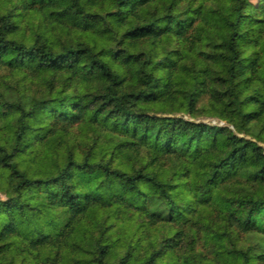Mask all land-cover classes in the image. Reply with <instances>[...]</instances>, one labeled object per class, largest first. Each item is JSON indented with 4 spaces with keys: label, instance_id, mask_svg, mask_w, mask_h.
Masks as SVG:
<instances>
[{
    "label": "clouds",
    "instance_id": "1",
    "mask_svg": "<svg viewBox=\"0 0 264 264\" xmlns=\"http://www.w3.org/2000/svg\"><path fill=\"white\" fill-rule=\"evenodd\" d=\"M168 12L166 39L125 34L158 32ZM6 41L0 264H115L129 245L134 264H165L148 259L162 236L167 264H264V0H0ZM169 213L163 229L151 219Z\"/></svg>",
    "mask_w": 264,
    "mask_h": 264
},
{
    "label": "trees",
    "instance_id": "2",
    "mask_svg": "<svg viewBox=\"0 0 264 264\" xmlns=\"http://www.w3.org/2000/svg\"><path fill=\"white\" fill-rule=\"evenodd\" d=\"M126 0H120V3H125ZM175 2V0H174ZM207 3H213L216 2V0H206ZM148 3V0H127V5L132 7V8H136L138 6H140L141 4H146ZM173 5H169V7L171 8ZM202 8V5L197 8V9H193L192 11L194 12H198L200 11ZM185 12H188V9L184 10ZM51 14V13H50ZM107 15H112L113 12L112 10H108V12L106 13ZM89 15H97L96 13H90ZM179 15V14H177ZM165 17L168 19L169 23L166 24L163 28L159 29L158 32H153L151 30L148 31H137V29H147V25L146 24H132L129 27L125 28V34L127 35V37L129 39H135V40H140L143 39L145 37H150V36H159L162 39H166L167 36L166 34L168 32L171 31V22L174 19V16L171 12L165 13ZM191 21L185 17L184 20L181 19H175V25H176V30L173 33V35H183V32L185 30V28L187 26H190ZM15 26L12 25L10 26V28H14ZM237 35V33L233 32L232 36L235 37ZM119 43V42H118ZM8 44L9 42H5L4 44H0V55L3 54H7V50H8ZM208 42L205 41V47H207ZM19 47V46H17ZM101 51H103V49H101ZM174 51H178V50H174ZM121 53V49H117L116 52L114 53V55L120 54ZM198 55L200 53H197ZM131 55V54H129ZM13 60H15V57H13L12 60L8 61L9 66H11L13 64ZM93 64L96 63L95 60L91 61ZM160 63V62H158ZM250 63H256V61H251ZM247 79V78H246ZM129 95L132 96H136L138 95L137 93H129ZM259 101V96L256 93H250L245 100L241 101V104H245V103H256ZM233 103V101H229V104ZM254 109H250V112H254ZM193 113L191 112H186L182 114V118L185 120H189L190 122L197 124V125H203L205 127H209V128H220L223 129L225 127L227 128H231L233 129V135L237 137L238 141H242V144H238V147H243L247 144H249L252 140V137H245L243 135H239L238 134V130L235 128V125L230 124L227 119L223 116V115H215V114H199V119H192L193 117ZM246 116L248 115L247 113L245 114ZM206 119L212 120V119H216L217 121H223V124H213L211 122H207ZM252 119H258L257 116H249V120ZM264 130V129H262ZM256 147H259L258 145H256ZM233 151H235V149H233ZM229 155H231V152L229 153ZM260 171H264V166H262ZM253 178L254 179H261V177L258 174H253ZM172 187H175V185H172ZM208 203V201L206 200H201L200 204L201 205H206ZM171 207V204H170ZM184 209L185 211L189 212L191 215H199L201 209L192 206L191 204H186L184 205ZM97 216H101L102 217V211L101 210H97L96 212ZM152 221L155 224H158L160 226L161 229H163V227L168 224L171 223L174 219V217L172 216L171 213H169L167 216H159V215H153V217L151 218ZM108 229H116L117 231H120V228L115 224H109ZM131 226H129L130 229ZM121 237L117 236L116 240H120ZM139 239V238H138ZM172 240L171 236H162V239L159 243V246L156 247L154 249V251L149 255V260L152 259L153 256L157 257L158 261H165V264H167V261L165 260V257L167 255V249L170 247V245L168 244V242ZM134 249L135 246L134 245H129L127 248H125L123 255L115 262V264H134ZM109 246L105 245L100 249L101 255L107 254V252L109 251ZM229 256L231 255L230 253L228 254ZM144 264H148V261H144Z\"/></svg>",
    "mask_w": 264,
    "mask_h": 264
},
{
    "label": "rangeland",
    "instance_id": "3",
    "mask_svg": "<svg viewBox=\"0 0 264 264\" xmlns=\"http://www.w3.org/2000/svg\"><path fill=\"white\" fill-rule=\"evenodd\" d=\"M206 121H207V122H211V123H213V124H216V123H218V124H223V121H217L216 119H212V120H209V121H208V119H206Z\"/></svg>",
    "mask_w": 264,
    "mask_h": 264
}]
</instances>
